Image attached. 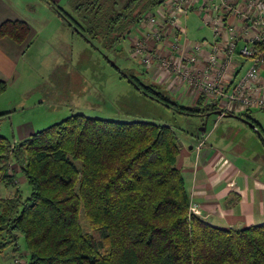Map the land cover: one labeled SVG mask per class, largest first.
<instances>
[{"label": "trees", "instance_id": "trees-1", "mask_svg": "<svg viewBox=\"0 0 264 264\" xmlns=\"http://www.w3.org/2000/svg\"><path fill=\"white\" fill-rule=\"evenodd\" d=\"M167 1L70 0L81 17H65L92 44L113 48ZM29 33L24 21L0 25V38L18 43ZM123 76L148 98L187 116L220 110L218 103L204 105L203 95L190 107L170 103L154 87ZM7 87L0 80V96ZM180 149L181 138L169 125L84 114L20 142L0 134V183L16 188L0 197V254L18 252L23 238L29 253L24 264H264V224L219 228L189 213V192L177 167ZM12 163L30 187L27 197Z\"/></svg>", "mask_w": 264, "mask_h": 264}, {"label": "rangeland", "instance_id": "rangeland-1", "mask_svg": "<svg viewBox=\"0 0 264 264\" xmlns=\"http://www.w3.org/2000/svg\"><path fill=\"white\" fill-rule=\"evenodd\" d=\"M62 7L72 18L80 20L81 16L71 6ZM59 13L62 16L61 20L69 26L66 14L60 11ZM205 14L200 15L193 11L186 18V39L192 44L201 43L204 39L211 41L214 38L211 27L203 20ZM147 15L125 40L113 48H108L96 40H93L92 44L73 27L71 29L73 37L72 33L65 32L56 36L49 34L37 36L38 41L34 42L25 57H21L19 66L21 79L13 85L7 83V86L10 85L9 89L7 87L0 96V113L11 111L0 121V134L13 141L19 138V135L20 137L25 135V129H28L27 135H30L62 121L71 114L124 122L147 121L166 124L173 128L181 139L191 132L195 133L198 130L201 132L200 129L203 127L207 129L206 132H210L214 125L219 123L220 115L216 113L217 111L206 116H187L148 98L129 78L123 76L126 74L135 77L139 84L154 87L170 103L190 107V104L182 99L183 96L188 93L193 102L200 97L197 90L179 77L175 78L176 83L171 88L167 82L173 74L166 68L160 67L167 77L161 76L159 81L161 73L157 74V78L151 69L156 60L150 66L142 64L143 57L137 45L146 34ZM54 31L57 32L55 28ZM144 46L147 52L154 48L149 41L144 42ZM30 58L34 59L31 61ZM228 76L230 77V74ZM187 89L191 91L184 92ZM24 101L29 104L25 109L22 108ZM206 104L207 101L204 105ZM220 107L222 108V104ZM12 108H16V112H12ZM234 110L237 113H244L247 109L235 106L232 111ZM260 115L262 120L258 118ZM249 116L264 126V112L253 111ZM224 120L223 124H226V119ZM204 143L205 141L198 143L197 150H200ZM12 167L15 168L18 188L25 197L29 196L31 190L20 166L12 163L9 165L10 171L13 170ZM15 189L7 188L4 183H0V197L12 196ZM189 197L190 203L197 205L195 215H198L199 205L191 194ZM18 244V252L9 248L0 254V264H15V258L21 260L22 264L27 262L29 253L24 239L20 238Z\"/></svg>", "mask_w": 264, "mask_h": 264}, {"label": "crops", "instance_id": "crops-1", "mask_svg": "<svg viewBox=\"0 0 264 264\" xmlns=\"http://www.w3.org/2000/svg\"><path fill=\"white\" fill-rule=\"evenodd\" d=\"M53 1L62 11L57 10L49 0H0V25L5 21L20 20L26 22L30 28L29 36L24 43H18L9 37L0 38V80L13 85L21 79L19 72L21 57H25L34 42L38 41L37 36L44 34L56 36L65 32L72 33L73 37L71 29L74 27L70 23L66 26L59 13L60 11L69 14L62 6H71L74 10L70 0ZM215 2L219 4L218 0ZM155 12L160 18V10ZM189 14L182 20V25L179 27V31H185L184 37L187 35L185 26ZM225 38L226 34L222 39L214 37L211 41L207 39L204 41L210 46L214 43L222 46ZM182 39L181 42H183ZM247 43L241 40L239 47H244ZM65 45L68 46L67 43ZM191 45L192 43L186 39L185 54ZM208 54L209 51L204 49L202 58L195 66L196 69H201L206 64ZM31 57H33L32 54ZM32 59L34 58H30L31 61ZM153 63L151 69L156 77L161 73L160 78L157 77L158 80L161 81V76L166 78V73L160 68V64L157 61ZM251 64L250 59H245L239 54L234 56L229 71L230 77L225 78V83L229 84V91L245 75ZM175 78L176 76L172 75L168 79L167 83L170 87L176 83ZM262 80L264 81V73L263 79L259 78L258 82ZM188 91L191 90L187 89L184 92ZM188 95V93L185 94L182 99L190 104L189 106L194 105L193 98ZM5 96L6 94L3 97ZM28 105L24 101L22 108L25 109ZM11 110L16 112V108ZM253 111L264 112V110L253 108L244 113H237L234 110L226 115L219 114V123L214 125L210 132H206L207 129L203 127L200 129L201 132L199 130L195 133L191 132L181 139L177 167L185 178L189 195L191 194L199 205L198 215L215 227L245 229L264 224V126L249 116V113ZM1 113L9 115L11 111ZM242 114H247L250 118L239 116ZM224 116L226 118H222ZM258 118L262 120V115ZM4 119L5 117H2L0 121ZM224 119L226 124H223ZM27 130L24 131L25 135L21 137L19 135V138L13 141L20 142L35 133L27 135ZM30 130L32 131L31 127ZM202 141H205L203 147L197 150V144Z\"/></svg>", "mask_w": 264, "mask_h": 264}, {"label": "built area", "instance_id": "built-area-1", "mask_svg": "<svg viewBox=\"0 0 264 264\" xmlns=\"http://www.w3.org/2000/svg\"><path fill=\"white\" fill-rule=\"evenodd\" d=\"M168 0L159 7L158 13L150 12L146 20V34L140 39L138 51L142 64L150 66L156 60L161 67L181 78L185 83L205 96L207 104L218 103L222 115L232 112L233 107L264 110V0ZM192 11L204 15L216 38L224 44L210 46L205 41L194 43L184 53L185 31H179L182 20ZM226 33L224 34V32ZM184 38V39H182ZM181 39L183 42H181ZM248 42L239 47V42ZM154 46L149 52L144 42ZM250 44V45H249ZM204 49L208 59L201 69L195 66L202 58ZM163 54L164 56L162 57ZM236 54L252 61L245 75L229 91L225 78L230 73ZM197 205L190 203V213H197Z\"/></svg>", "mask_w": 264, "mask_h": 264}, {"label": "water", "instance_id": "water-1", "mask_svg": "<svg viewBox=\"0 0 264 264\" xmlns=\"http://www.w3.org/2000/svg\"><path fill=\"white\" fill-rule=\"evenodd\" d=\"M216 113H217V114H221V111H217Z\"/></svg>", "mask_w": 264, "mask_h": 264}]
</instances>
